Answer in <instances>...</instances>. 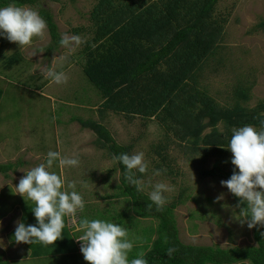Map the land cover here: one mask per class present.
Here are the masks:
<instances>
[{
    "label": "trees",
    "instance_id": "obj_1",
    "mask_svg": "<svg viewBox=\"0 0 264 264\" xmlns=\"http://www.w3.org/2000/svg\"><path fill=\"white\" fill-rule=\"evenodd\" d=\"M219 2L97 0L90 13L92 24L79 63L88 79L101 92L99 95L103 101L98 107L101 114L109 110L123 113L128 118L139 115L156 119L164 128L166 145L172 138L193 149L203 145L205 156L216 155V159L211 168L202 170V175L227 180L234 168L231 159L226 157L231 153L226 147L232 129L252 125L259 131L264 117H257L264 113V99L255 106L247 105L252 84L248 85L243 78L235 87L232 99L225 105L218 102L206 86L203 88L199 85L201 71L215 58L218 46H225L224 26L229 20L230 11H219ZM9 4L40 6L39 14L46 21L50 34V41L41 49L50 65V52L60 49L62 36L52 13L41 8L40 0H0V7ZM256 26L264 29V21ZM84 28L74 30L78 33ZM22 53H12L6 63L14 65L21 62ZM46 85L41 83L36 88L43 89ZM2 94L0 87V98ZM76 118L84 127H90L97 133L101 146L108 149V154L131 155L134 144H119L103 122ZM161 149H165L164 146L160 145L156 151L160 155L157 170L162 171L161 175H174L176 171L167 157L161 154ZM118 165L121 170L120 183L124 185L122 193L132 199L136 214L157 219L156 237L151 243L148 238L143 244L142 252L147 264H264V228L252 229L253 244L233 247L186 244L180 239L173 213L178 203L166 204L160 212L156 211L155 205L149 210V195L129 185L125 179V167L120 162ZM15 168L13 162L0 163V173L7 177ZM144 174L137 172L139 178ZM231 196L238 205L239 198L233 194ZM32 208L33 205H28L25 210ZM30 217L23 215L26 225L31 223ZM33 217L36 219L35 215ZM64 220L62 239L47 247L25 244L27 246L23 247L21 256L26 257L31 250L28 256L37 260L53 253L56 264L78 263V259L84 261L80 246L75 243L67 226L66 217ZM14 232L10 236L13 240ZM169 248L176 249L171 257L167 255ZM9 259L13 261L0 250V264H11Z\"/></svg>",
    "mask_w": 264,
    "mask_h": 264
},
{
    "label": "rangeland",
    "instance_id": "obj_2",
    "mask_svg": "<svg viewBox=\"0 0 264 264\" xmlns=\"http://www.w3.org/2000/svg\"><path fill=\"white\" fill-rule=\"evenodd\" d=\"M96 2L97 0H40V5L52 13L61 35H79L85 41L92 24L90 13ZM25 6L37 11L40 7H21ZM218 10L223 13L230 11L229 20L224 26L225 46H218L215 58L201 71L199 85L203 88L206 86L208 92L225 105L232 99L239 81L246 79L248 85L252 84L250 99L246 104L255 106L264 99V29L256 26L264 21V0H220ZM78 27L86 29L77 33L74 28ZM49 41L47 29L45 40L34 38L32 46L20 50L18 44L10 43L0 36V87L3 90L0 98V163L13 162L16 165L8 177L0 173V250L7 258L10 256L13 261H17L13 264H49L46 255L37 260L17 254L19 251L22 253L24 243L17 244L9 237L11 229L16 228V222H23V215L34 216L32 209L25 210L32 202L21 207L20 202L26 201L13 193L15 185L24 176L21 173L32 162V158L39 163L50 150H65V146L56 144L69 129L70 119L65 117L64 108L73 117L99 121L95 117L98 112L95 111L94 115L87 107L100 102L102 97L99 95L100 90L88 79L79 63L84 43L71 54L67 63L57 65L58 71L71 66L63 70L69 77L68 82L60 85L51 83L42 89L43 94L36 92L38 85L48 84L49 80L42 77L39 69L48 65L49 60L46 59L45 52H37L35 56L33 52L45 47ZM16 51L23 52L22 61L8 65L6 59ZM64 51L60 47L58 51L50 52L51 60ZM2 76L9 80H2ZM105 122L119 144H134L131 154L144 153L148 170L141 178L145 183L143 192L148 195L156 182L166 183L173 189L165 193L166 204L178 203L173 213L182 242L192 245L218 244L222 247L255 243L252 229L246 223L242 226L236 218L240 209L228 189L220 183L225 178L202 175L203 169L212 167L216 155L205 156L203 145L193 149L173 138L166 145L164 128L154 118H128L122 113H111ZM160 145L165 148L160 150L161 154L167 157L176 171L174 175H154L156 164L160 160V155L156 152ZM89 147L95 155H101L95 144ZM113 156L112 164L114 168H118V161L113 160ZM226 157L231 159L232 153ZM94 176L102 178L98 172ZM113 177L116 178L117 174ZM118 188L123 191L124 185L119 182V187L114 186L116 193L119 192ZM104 193H91L92 199L84 197L99 206L104 200L99 198ZM221 193L224 194V199L215 202ZM72 221L74 220L71 219V223ZM144 221H150L151 224L153 221L155 225L157 219L147 218ZM131 233L132 230L129 235Z\"/></svg>",
    "mask_w": 264,
    "mask_h": 264
},
{
    "label": "clouds",
    "instance_id": "obj_3",
    "mask_svg": "<svg viewBox=\"0 0 264 264\" xmlns=\"http://www.w3.org/2000/svg\"><path fill=\"white\" fill-rule=\"evenodd\" d=\"M0 36L18 44L20 50H23L32 46L34 38L41 41L47 38V23L37 10L9 4L0 7ZM85 42L79 35L62 34L59 43L65 51L54 56L50 65L40 67L42 77L57 85L66 84L69 77L64 71H58L57 65L67 63L71 54ZM37 52L43 53L44 50L34 51L33 56ZM261 117H264V113H260L257 118ZM226 148L232 153L233 174L220 183L239 198L237 207L240 211L236 218L242 226L246 223L249 229L264 228V119H261L259 131L252 125L234 127ZM113 160L125 167L128 184L134 186L136 191L143 192L145 183L137 176V172L144 174L148 170L144 153H121L113 156ZM57 161L61 170L79 165L78 158L62 156L60 152L50 150L46 163H40L28 170L18 185H15L13 193L22 196L26 203L31 201L35 205L32 211L37 221L36 225H26L20 220L16 222L14 240L17 244H41L46 247L54 245L57 240L62 239L64 218L74 217L78 210L83 211L85 207L82 196L74 190L76 182L71 181L67 185L73 191H62L64 180L61 175L49 171ZM161 174V170L154 173L155 176ZM172 190L168 184L156 182L148 194L151 203L147 208L152 210L155 205L156 211H163L167 203L165 193ZM222 199L223 193L216 197L215 202ZM77 231H82L75 239L81 244L80 250L88 264H147L142 251L136 258L129 260L133 242L128 239L127 230L116 223L84 218L79 221ZM175 251V248H169L167 255L171 257Z\"/></svg>",
    "mask_w": 264,
    "mask_h": 264
},
{
    "label": "crops",
    "instance_id": "obj_4",
    "mask_svg": "<svg viewBox=\"0 0 264 264\" xmlns=\"http://www.w3.org/2000/svg\"><path fill=\"white\" fill-rule=\"evenodd\" d=\"M69 68H71V66L63 68L60 71L67 70ZM1 79L9 80L8 78L3 76ZM51 83L52 82L49 80L47 85L49 86ZM43 91L44 90L38 88L36 90L38 94L40 92L43 94ZM102 101L103 99L100 102H94L87 107L89 108L90 113H94V115L95 111L98 112L95 115L96 119H99V121L103 122V124L107 126V123L105 122L106 117L114 112L106 110L104 114H101L98 107ZM66 109H63V113L66 115L65 117L68 120L73 116H71V114H69ZM73 118L71 120H68L69 123L67 128L69 129L63 133V136L59 138L58 143L56 142V144H58L59 146H65V150H58V152H60L62 156L78 158L79 165L75 167H65L63 170H61L58 166L57 161L54 163L53 167L49 169V171L61 175V178L64 180V186L61 189L62 191H73V189L68 188L67 185L69 182L75 181L76 188L74 190L82 196L85 202L83 211L78 210L74 217H66L67 226H70V231L74 236V241L81 248V244L75 239L82 234V231H77L78 224L81 219H102L112 223H116L127 230L128 239L133 242L134 247L129 253V260L136 258V255L139 252L143 251V244L145 243V240L150 238L149 243H151L152 240L156 237L155 228L157 226V222L155 223V225L153 221L152 224L150 221L146 223V221L144 220L152 217H140L139 215H137L133 208L132 199L128 196L123 195L122 190H120L119 188V192H115V189H113V187H119L121 175L120 168H114L111 155L108 154L106 148H103L101 146V141L99 140L96 132L91 128L83 127L78 118ZM91 144H95V146L99 149V151L101 152L100 156L93 153L92 149L89 147ZM104 151L106 152V154H103ZM101 156L103 157V159ZM36 162L37 161L32 158V162L28 164L26 163V166L28 167L21 174L26 175V172L31 168L38 166L40 163H46V156L41 158V162ZM97 172L102 176V178L97 179L96 176H94V173ZM115 174H117L116 178L113 177ZM100 191L102 193H105L103 195L100 194L101 197L99 199L104 200L98 204L99 206L94 205L93 201L86 199V197L92 199L91 193ZM25 203L26 202H20L21 207ZM71 219L74 220L72 221L73 223H71ZM30 221L31 223L28 222V225H36L35 222L37 221L33 216L30 217ZM130 230H132V233L129 235ZM14 231L15 229H11L10 234L8 233L9 237L12 236L11 233ZM11 240L14 241L13 239ZM25 246L27 245L23 244V247ZM26 249L29 248L26 247ZM16 253L21 255V251ZM61 254L63 255L64 252ZM46 256L49 259V264H56L54 260L55 256L53 255V253H49V255ZM83 260L84 261H80L78 259V263L73 262L71 264H88L84 257ZM13 263L14 262H12V264Z\"/></svg>",
    "mask_w": 264,
    "mask_h": 264
}]
</instances>
